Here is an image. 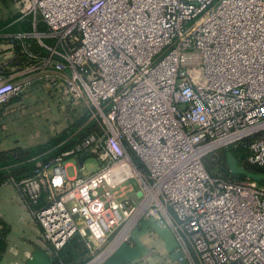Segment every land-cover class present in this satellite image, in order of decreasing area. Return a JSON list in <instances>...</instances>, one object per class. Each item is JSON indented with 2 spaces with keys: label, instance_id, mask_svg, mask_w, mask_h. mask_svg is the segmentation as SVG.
<instances>
[{
  "label": "built area",
  "instance_id": "obj_1",
  "mask_svg": "<svg viewBox=\"0 0 264 264\" xmlns=\"http://www.w3.org/2000/svg\"><path fill=\"white\" fill-rule=\"evenodd\" d=\"M11 1L19 19L39 15L44 55L25 49V62L0 66V107L44 81L94 125L18 184L48 256L78 236L107 258L156 224L181 262L264 264V185L212 177L204 163L243 143L246 164L264 168V0ZM85 154L104 166L79 177L83 164L65 160Z\"/></svg>",
  "mask_w": 264,
  "mask_h": 264
},
{
  "label": "rangeland",
  "instance_id": "obj_2",
  "mask_svg": "<svg viewBox=\"0 0 264 264\" xmlns=\"http://www.w3.org/2000/svg\"><path fill=\"white\" fill-rule=\"evenodd\" d=\"M30 17V22H27V24L30 23V31L24 33L26 38L17 41V46H15V43H9L6 37L9 34L5 33L7 30L6 25L8 26L13 22L8 26V29L15 26V30H17L18 21H24L25 19H19L11 0H0V66L7 63V59H5L6 55L9 57L8 61L14 58L15 65H20L22 62H25L26 60L22 58V53L21 55L14 53L17 50L24 52L26 49L33 54L44 55V52L39 48L38 40L33 36L35 31L37 33L44 32L41 30L43 29L42 22L40 21L39 15L34 20L32 16ZM41 40L43 41L44 39ZM45 42L48 43V41ZM5 46L12 49V57H10L11 54H8L9 51L6 54ZM89 113L90 110L84 105L80 103L73 104L64 99L56 89L51 88L44 81H35L16 100L0 107V150L27 149L37 144H43L49 140L56 139L63 132L70 131L72 126L76 127L79 131L83 125H92V122H89ZM235 150L242 151L243 149L241 146L235 145L228 149H219L209 153L204 158L206 170L215 178L242 183H253L254 181L247 177L241 175L232 176L233 174L230 171L227 161L228 154L235 158L239 167L244 168V164L246 163L245 153L240 155L241 153L239 154ZM239 159L243 162L239 163ZM65 163H71L77 169L80 166L73 158L66 159ZM103 166L104 164L101 162L89 157L84 160V170L78 172V176H88ZM67 172L69 176L74 175L73 167L69 166ZM257 174L264 176L261 173ZM256 184L257 186H263L264 182H256ZM67 208L69 211H73L76 208V204L70 202ZM101 252L102 249L96 252L94 256L87 253L86 257H84L89 258L86 264H90L94 257L100 256Z\"/></svg>",
  "mask_w": 264,
  "mask_h": 264
},
{
  "label": "crops",
  "instance_id": "obj_3",
  "mask_svg": "<svg viewBox=\"0 0 264 264\" xmlns=\"http://www.w3.org/2000/svg\"><path fill=\"white\" fill-rule=\"evenodd\" d=\"M5 52L12 57V49L5 46ZM8 58L6 55L7 61ZM19 183L11 181L0 185V229L4 233L0 264L40 263L42 256H48L50 250L34 216L37 207L31 206L22 196ZM176 250V244L164 226L142 224L109 257L97 258L91 264H190V259L194 260L179 261ZM58 254L49 257L52 264H64ZM84 257L86 255L70 264L88 263L89 258Z\"/></svg>",
  "mask_w": 264,
  "mask_h": 264
},
{
  "label": "trees",
  "instance_id": "obj_4",
  "mask_svg": "<svg viewBox=\"0 0 264 264\" xmlns=\"http://www.w3.org/2000/svg\"><path fill=\"white\" fill-rule=\"evenodd\" d=\"M30 18L31 17H25L24 21L22 20L18 21L16 27L17 30H15V26L8 29V26L11 25L13 22L8 26L6 25L7 30L5 33H8L9 34L8 36H13V35H17L13 33L20 32L19 34H24L30 31V23L27 24V22H30ZM42 25H43V29L41 30L45 32L46 27L43 23ZM17 41L20 40H14L15 46L18 45ZM14 53L16 55L18 54L21 55L22 53V58L25 59L24 52L22 51L19 52V50H17ZM7 63H10L11 65H15L14 58H12L11 61H7ZM17 97L13 98L9 102L16 100ZM93 130H94L93 124L90 126L83 125L82 129L79 131L77 130L76 127L72 126L70 128V131L63 132L56 139L49 140L46 143L37 144L27 149H11L0 152V185H3L11 181L14 183H19L23 180L32 177L37 164H47L48 162L58 157L60 154L69 151L74 146L79 144ZM239 146L242 147L243 149L242 151L244 152H242L241 150H239L240 152L236 150L235 151L238 152L239 154L241 153L240 155L246 153L245 144H239ZM240 162L243 161L239 159V163ZM245 164H244V168L250 174L261 173L264 175V168H257ZM232 176L234 177L235 175ZM41 205L42 203H40V206ZM3 235L4 233L0 229V253L3 247V241H2ZM58 253H59L58 254L59 258L62 259L64 264H70L76 258H82L84 255L88 253V251L84 247L82 240L78 236H75Z\"/></svg>",
  "mask_w": 264,
  "mask_h": 264
},
{
  "label": "water",
  "instance_id": "obj_5",
  "mask_svg": "<svg viewBox=\"0 0 264 264\" xmlns=\"http://www.w3.org/2000/svg\"><path fill=\"white\" fill-rule=\"evenodd\" d=\"M87 158H89L88 155L86 154L81 155L78 157L77 162L79 163V165H82L84 160ZM227 161H228L230 171L233 175H241V176L247 177L248 179H251L256 182H264V176L259 175V174H250L244 168L239 167L237 165V161L235 160V158H233L229 154L227 155ZM52 263H53V260L50 259L49 256L44 255L42 256V260L40 261V263L38 262V263H29V264H52Z\"/></svg>",
  "mask_w": 264,
  "mask_h": 264
},
{
  "label": "bare ground",
  "instance_id": "obj_6",
  "mask_svg": "<svg viewBox=\"0 0 264 264\" xmlns=\"http://www.w3.org/2000/svg\"><path fill=\"white\" fill-rule=\"evenodd\" d=\"M106 254L104 253V254H102L101 256H99L98 258H101V257H104Z\"/></svg>",
  "mask_w": 264,
  "mask_h": 264
},
{
  "label": "snow or ice",
  "instance_id": "obj_7",
  "mask_svg": "<svg viewBox=\"0 0 264 264\" xmlns=\"http://www.w3.org/2000/svg\"><path fill=\"white\" fill-rule=\"evenodd\" d=\"M57 183H59V181H57Z\"/></svg>",
  "mask_w": 264,
  "mask_h": 264
}]
</instances>
